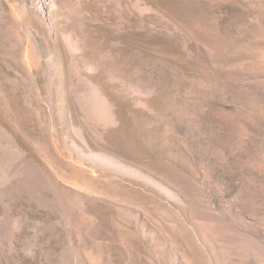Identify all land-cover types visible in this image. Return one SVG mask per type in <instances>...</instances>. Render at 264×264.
I'll use <instances>...</instances> for the list:
<instances>
[{"label": "rangeland", "instance_id": "obj_1", "mask_svg": "<svg viewBox=\"0 0 264 264\" xmlns=\"http://www.w3.org/2000/svg\"><path fill=\"white\" fill-rule=\"evenodd\" d=\"M0 264H264V0H0Z\"/></svg>", "mask_w": 264, "mask_h": 264}]
</instances>
